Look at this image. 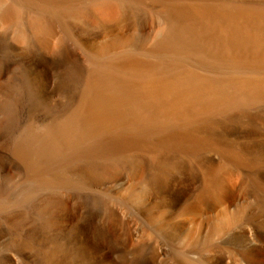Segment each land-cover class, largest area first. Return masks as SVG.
<instances>
[{
    "label": "bare ground",
    "instance_id": "1",
    "mask_svg": "<svg viewBox=\"0 0 264 264\" xmlns=\"http://www.w3.org/2000/svg\"><path fill=\"white\" fill-rule=\"evenodd\" d=\"M0 215L37 264H264V0H0Z\"/></svg>",
    "mask_w": 264,
    "mask_h": 264
},
{
    "label": "rangeland",
    "instance_id": "2",
    "mask_svg": "<svg viewBox=\"0 0 264 264\" xmlns=\"http://www.w3.org/2000/svg\"><path fill=\"white\" fill-rule=\"evenodd\" d=\"M3 217L5 216L0 215V229H2L3 227H7V223L5 224L2 222ZM137 221H140L139 216H137ZM9 250L11 254L21 263L37 264L36 262L37 252L34 249L28 247H21L19 249H15L12 245V242L8 244V240H6L4 244L0 246V261L3 258V256L9 252ZM126 262L130 264L134 263L133 258L130 254H128L126 258Z\"/></svg>",
    "mask_w": 264,
    "mask_h": 264
}]
</instances>
